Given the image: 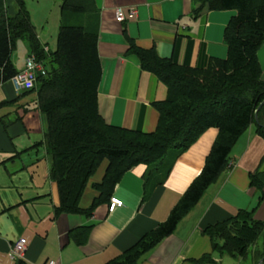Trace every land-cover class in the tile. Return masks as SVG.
<instances>
[{"label": "crops", "instance_id": "obj_1", "mask_svg": "<svg viewBox=\"0 0 264 264\" xmlns=\"http://www.w3.org/2000/svg\"><path fill=\"white\" fill-rule=\"evenodd\" d=\"M64 1L23 0L45 51L54 50L43 42V32L37 25L45 29L54 10L59 13V28L63 21L98 32L102 64L100 113L110 124L144 133L157 127L160 113L155 102L166 98L167 86L154 73L142 69L139 58L129 50L130 41L142 48L154 47L161 57L178 64L207 67L213 58L228 57L226 30L237 14L234 9H205L196 16L193 8L199 4L195 0H86V11L63 13ZM6 4L8 14L14 15L17 1L6 0ZM119 7L124 14L121 21L117 19ZM23 43L19 56L14 54L17 42L12 52L18 71L25 67L30 55L27 43ZM258 60L264 80V43L258 50ZM46 131L47 118L38 107L37 93L24 91L17 95L10 80L2 82L0 264H17L10 250L20 237L27 239L29 250L23 259L29 264H47L51 259L61 264H106L168 218L202 171L218 135V129L210 127L179 155L170 151L165 164L134 166L122 175L109 195L99 197L92 183L102 181L107 168L104 161L81 200V207L87 209L99 197L92 214L63 213L55 218L59 194L57 184L50 178ZM42 155L48 169L45 182L38 185L31 177L26 186H17L13 179L17 181L28 173L32 163L24 157L39 160ZM2 171L11 184L2 183ZM260 171L264 172V135L255 121L234 144L229 163L174 232L150 247L136 264H262L259 253L264 252V234L250 248L249 255L241 258L215 250L211 237L204 233L205 228L242 210L253 209L255 218L264 221V197L252 185L253 174ZM112 197L120 198L123 204L110 210Z\"/></svg>", "mask_w": 264, "mask_h": 264}, {"label": "trees", "instance_id": "obj_2", "mask_svg": "<svg viewBox=\"0 0 264 264\" xmlns=\"http://www.w3.org/2000/svg\"><path fill=\"white\" fill-rule=\"evenodd\" d=\"M16 1L18 10L9 15L6 0H0V84L18 72L12 62L18 39L27 43L29 54L50 65L47 75L38 76L36 86L28 92L37 93L38 107L47 118L44 142L50 155V178L59 194L55 218L63 213L92 214L99 197L109 195L125 172L139 164L163 165L170 151L179 155L208 128L218 129L202 171L168 218L106 263L136 264L150 247L174 232L229 163L234 144L253 122L257 121L258 131L264 135V80L258 60L264 43V0H195L199 4L193 8L196 16L205 9L237 11L226 30L228 57L213 58L207 67L178 64L161 57L154 47L142 48L130 41L129 50L139 58L142 69L154 73L167 86L166 98L155 102L160 117L151 133L115 126L101 115L98 32L62 21L57 47L48 53L23 0ZM85 2L65 0L62 12L86 11ZM104 161L107 168L102 181L92 183L100 196L83 209L84 192ZM252 185L264 197L263 171L253 174ZM204 233L211 237L215 250L243 258L264 234V221L255 218L253 209L242 210L205 228ZM259 255L264 264V252ZM17 264L29 263L18 259Z\"/></svg>", "mask_w": 264, "mask_h": 264}, {"label": "built area", "instance_id": "obj_3", "mask_svg": "<svg viewBox=\"0 0 264 264\" xmlns=\"http://www.w3.org/2000/svg\"><path fill=\"white\" fill-rule=\"evenodd\" d=\"M117 19L123 20L124 14L121 7L117 8ZM48 73L47 66L38 61L34 54H30L25 61V67L19 70L11 79L15 92L17 95L26 90H31L36 86L38 76H46ZM123 200L117 197H112L110 210H113L116 206H121ZM29 250V245L25 237L18 238L11 247L10 257L14 259H23ZM47 264H61L60 261L51 259Z\"/></svg>", "mask_w": 264, "mask_h": 264}, {"label": "rangeland", "instance_id": "obj_4", "mask_svg": "<svg viewBox=\"0 0 264 264\" xmlns=\"http://www.w3.org/2000/svg\"><path fill=\"white\" fill-rule=\"evenodd\" d=\"M45 29L40 28L41 26L37 28L39 32H43V42L49 43L51 48L55 50L57 47V35L59 32V13H57V10H54L50 14V18L45 22ZM24 46L23 39H19L17 41L16 49L14 51V54L19 56L20 50H22V47ZM50 65L48 64V68ZM43 150V149H40ZM35 156V155H34ZM34 156H25L24 158L26 160H32V163H30L29 166V172L24 173L21 178H18L17 181L14 178V182L17 184V186H26L28 184V181L32 177L37 181L38 185H42L46 177L48 175V169H47V163L45 161V158H43L44 155L39 157V160L35 158ZM1 173L5 174V178L1 179L2 183L9 185L12 183L11 179L7 175L5 171H2ZM8 190V189H7ZM8 192V191H7Z\"/></svg>", "mask_w": 264, "mask_h": 264}, {"label": "water", "instance_id": "obj_5", "mask_svg": "<svg viewBox=\"0 0 264 264\" xmlns=\"http://www.w3.org/2000/svg\"><path fill=\"white\" fill-rule=\"evenodd\" d=\"M258 119V118H257Z\"/></svg>", "mask_w": 264, "mask_h": 264}]
</instances>
